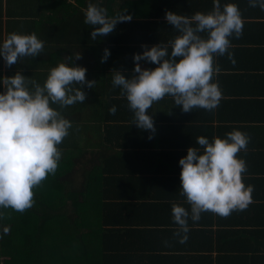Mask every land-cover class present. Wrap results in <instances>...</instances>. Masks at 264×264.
<instances>
[{
    "label": "clouds",
    "instance_id": "1",
    "mask_svg": "<svg viewBox=\"0 0 264 264\" xmlns=\"http://www.w3.org/2000/svg\"><path fill=\"white\" fill-rule=\"evenodd\" d=\"M212 4L210 11L191 16L166 10L165 20L178 35L167 43L141 45L143 51L132 56L134 75L112 70V85L126 98L132 123L149 131V139L155 126L147 110L154 102L171 96L182 111L192 112L194 108L214 110L222 99L219 83L213 79L221 70L215 57L227 54L235 63L230 38L241 36L243 17L236 3L212 0ZM248 5L264 11V0H248ZM131 19L127 10L109 17L106 9L92 0L84 10V23L93 26L89 33L93 40L111 33L118 22ZM44 43L35 33H9L0 40V58L6 66L14 65L23 58L39 56ZM109 55L110 50L104 48L101 62ZM145 61L156 66L142 67ZM86 71L71 61L50 68L43 83L20 71L0 75V221L5 217L4 209L23 212L30 208L35 203L33 189L55 174L62 158L58 146L72 127L61 109L84 102L83 88L96 84L86 79ZM109 112L115 114L116 106ZM249 140V135L239 129L224 137L214 136L211 141L200 135L196 144L201 147L189 146L186 155L179 158L181 195L190 206L174 203L171 208L179 243L188 239L189 219L198 221L203 212L226 217L252 203L253 186L242 178L247 164L237 156L246 150ZM9 230L7 225L0 226V234Z\"/></svg>",
    "mask_w": 264,
    "mask_h": 264
},
{
    "label": "trees",
    "instance_id": "2",
    "mask_svg": "<svg viewBox=\"0 0 264 264\" xmlns=\"http://www.w3.org/2000/svg\"><path fill=\"white\" fill-rule=\"evenodd\" d=\"M226 1L228 2L223 3L232 2L238 5L243 19L259 16L264 18V14H256L259 7H250L248 0ZM92 2L104 7L106 12L111 6V0ZM88 3L89 0H83L84 10ZM204 6L209 7L208 3ZM82 20L84 22V12ZM128 23L130 26L139 24L133 21ZM119 24L122 26L124 22H118L117 25ZM258 25L264 26L243 21L241 36L230 38V50L233 56L247 52L248 55L243 59L255 55L264 65V39L260 40L259 35H254V29L258 28ZM86 27L90 29L93 26L84 23V29ZM248 46L250 48H246ZM98 48L100 60L103 49H109L107 38H100ZM136 50L133 45L120 48V52L123 51L126 56ZM112 52L113 50H110L109 57ZM109 57L103 63L100 60L99 66L104 71L99 80L100 92L103 94V97L98 99L101 109L100 124L97 125L100 140L95 146L84 143L82 146L72 145V149L66 144H60L58 147L62 158L55 174L48 175L33 189L35 203L23 212L11 208L3 210L5 217L0 221V226L7 225L10 230L7 234H0V264H264V170L246 171L242 174L243 182L246 185L251 184L258 196L252 194V203L246 209L233 211L218 223L219 227L224 228L228 223L242 225L241 233L231 236L225 233L229 231H222V234L219 233L221 231H216L221 234L215 235L216 244L213 246L201 242V247L196 250L194 256L186 261L184 257L161 256L158 261L140 258V261H145L143 263L136 257L126 256V246L129 245L124 243L136 234L157 230L154 224H151L149 229L138 226L145 229L143 231L134 230L137 229L135 224L129 223L134 206L137 208L134 202L137 198L153 195L165 197L164 200L167 201L168 196L169 203L186 202L180 189L181 166L177 165V159L184 156V152H176V149L187 150L188 146H180L168 138L173 137L174 133L190 131L188 129L192 120L178 117L181 114L166 117L173 109L181 112V106L175 105L171 96H165L147 110L153 115L155 126V132L149 139V131L138 129L132 123V111L128 108V102L121 95L119 87H115L114 91L107 87L105 71L108 70L106 62ZM218 57L228 56L225 54ZM262 73L258 77L264 83V72ZM248 102L264 110V94L251 96ZM113 105L116 106L115 114L109 112ZM195 109L198 108L193 110ZM156 114L162 117L157 118ZM194 121L197 122L198 119ZM262 121L264 117L259 120L264 127ZM241 131L246 132L250 138L264 133L262 127L257 136H254L252 129ZM261 137L263 139L264 135ZM148 141L153 143H146ZM193 146L201 147L198 144ZM123 148L125 149L122 150ZM68 150H71L72 154L66 152ZM237 156L242 157L247 165L257 159L262 163L264 143H248L246 150L238 152ZM151 187L164 191H122L129 188L150 190ZM260 193L261 203L258 200ZM122 216L125 219L121 222L118 217ZM158 227L162 229L163 234L168 233L167 236L174 237L178 226L162 224ZM197 228L200 229L197 231L202 232L201 229L206 227L202 225ZM189 229H192V226H189ZM115 244L124 246L115 247ZM213 253L215 256H212Z\"/></svg>",
    "mask_w": 264,
    "mask_h": 264
},
{
    "label": "crops",
    "instance_id": "3",
    "mask_svg": "<svg viewBox=\"0 0 264 264\" xmlns=\"http://www.w3.org/2000/svg\"><path fill=\"white\" fill-rule=\"evenodd\" d=\"M221 2L223 4V2L228 1L221 0ZM207 3L210 8L204 6ZM83 6V0H0V40L6 38L9 33L17 32L35 33L38 38L45 42L44 51L37 57L23 58L11 66H6L3 58H0V75L10 76L14 75L16 71H20L23 75L43 83L50 68L60 62L70 63L72 61L76 65L86 67V79L96 81L94 88H83L86 93L84 102H77L61 109L62 114L72 121L69 134L61 142V145L70 146L69 149L73 148L72 145L82 146L84 143L85 145L95 146L100 140L97 125L100 124L101 109L98 99L103 97V94L100 92L99 80L104 72L99 67L98 47L100 46V38H107L109 49L113 50V54L106 62L108 70L105 71V74L108 79L107 87L110 91H114L112 70H123V74L126 76L134 75L132 56L133 53L143 51L141 45L150 47L158 42L167 43L178 35L177 31L165 20L166 10L191 16L197 11H210L213 4L212 0H111L110 11H107L109 17L127 10L132 15V19L124 22L122 26L116 24L111 33L107 36L98 35L95 40L91 39L89 35L92 28L88 29L86 27L84 29ZM257 10L259 11H257V15L264 14V11ZM132 21L139 24L135 26L128 25L130 24L128 22ZM243 21L264 24V18L260 16L243 19ZM142 22L143 24H140ZM96 26L98 27V25ZM263 27V25H258V28L254 29V35H259L258 39L260 40L264 39ZM132 45L137 50L133 53L131 51V55L126 56L123 51L120 52L121 47H132ZM79 53V58H75ZM247 55L248 53L245 52L242 55L234 56L235 63H232L228 57H215V63L219 65L221 70L214 75L213 79L218 81L223 93L218 107L211 111L198 108L192 112H184L182 109L180 112L173 109L166 117L170 118L181 114L178 117L189 118L192 120V125L188 129L190 131L174 133L173 137L170 138L169 136L168 139L180 146L189 147L197 145L196 137L200 135L208 137L211 141L212 137H224L227 132L233 129H252L254 136L260 134L261 127L264 130L263 125L259 122L261 117H264V110L260 106L248 102L251 96L264 94V83L258 77V75L263 74L264 65L259 62L255 55L243 59ZM141 66L152 68L156 65L145 61L141 62ZM2 90L3 88L0 87V91ZM155 117L161 118L162 116L156 114ZM194 119H198V121L195 122ZM206 130H214V132L209 131L210 133H207ZM263 135L264 133L250 138L248 143L255 145L264 143V138L261 137ZM146 143L153 142L148 141ZM66 152L72 154L71 150ZM176 152H184V155H186L184 148L176 149ZM125 159L123 158V160ZM261 160L262 163H259L257 159L256 162L247 165V171L261 172L264 170V158H261ZM122 191H150V193H155L164 190L151 187L150 190L129 188L122 189ZM256 193L253 190L252 194L256 195ZM261 197L260 193L258 197L260 203L262 201ZM164 198L151 195L150 197L137 198L134 201L137 208L134 206L133 215L129 217V223L135 224L137 227L134 230H145L138 226L149 229L151 224H154L157 230L145 234H136L134 238L130 237L132 239L124 243V245L130 246H126L128 249L126 256L136 257L139 261L140 258H151L158 261L161 256L184 257L186 261L194 256L196 250L201 247V242L214 246L217 237L215 235L221 236L224 231H229L225 232L226 235L233 236L242 232V225L228 223L225 228L224 226L219 227L218 223L222 222L225 219L224 217L213 212H203L200 220H188V225L192 226V229H189L191 231L187 233V241L179 243L175 232L174 237L167 236L168 233L163 234L162 229L158 227L162 224H175L171 212L174 203L168 202V196L166 197L167 201ZM178 204L183 205L185 208L190 207L186 202H179ZM118 218L121 222L125 219L123 216ZM202 225H205L206 228L201 229L202 232L197 231L200 230L197 226ZM216 231H221L219 232L221 234L216 233ZM124 245L115 244V247ZM163 251L164 253H162ZM212 256H215V253ZM140 262L145 263V261Z\"/></svg>",
    "mask_w": 264,
    "mask_h": 264
}]
</instances>
